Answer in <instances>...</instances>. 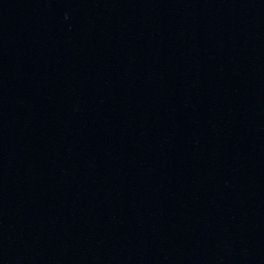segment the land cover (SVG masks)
Returning a JSON list of instances; mask_svg holds the SVG:
<instances>
[{
    "label": "water",
    "instance_id": "obj_1",
    "mask_svg": "<svg viewBox=\"0 0 264 264\" xmlns=\"http://www.w3.org/2000/svg\"><path fill=\"white\" fill-rule=\"evenodd\" d=\"M0 264H264V0H0Z\"/></svg>",
    "mask_w": 264,
    "mask_h": 264
}]
</instances>
